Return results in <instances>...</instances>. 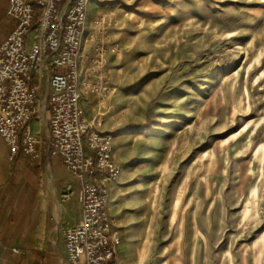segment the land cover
I'll return each instance as SVG.
<instances>
[{
    "label": "rangeland",
    "instance_id": "rangeland-1",
    "mask_svg": "<svg viewBox=\"0 0 264 264\" xmlns=\"http://www.w3.org/2000/svg\"><path fill=\"white\" fill-rule=\"evenodd\" d=\"M6 2L0 32L7 20L15 28ZM88 17L81 105L112 137L116 262L264 264V0H90ZM100 76L109 85L95 89ZM31 125L40 156L47 109ZM66 172L78 188L66 183L49 212L63 244V229L82 217L81 183ZM77 205L79 221L66 224L61 207Z\"/></svg>",
    "mask_w": 264,
    "mask_h": 264
},
{
    "label": "built area",
    "instance_id": "built-area-1",
    "mask_svg": "<svg viewBox=\"0 0 264 264\" xmlns=\"http://www.w3.org/2000/svg\"><path fill=\"white\" fill-rule=\"evenodd\" d=\"M89 1L9 0L7 17L15 20V28L0 44V137L10 160L21 151L37 158L43 142L31 124L47 109L49 152L81 183V221L63 229L66 263L118 264L121 237L106 213L108 185L119 174L112 137L93 128L81 105L82 84L91 77L80 67ZM100 77L95 89L109 85ZM43 78L48 93L41 107ZM72 195L67 186L63 201Z\"/></svg>",
    "mask_w": 264,
    "mask_h": 264
},
{
    "label": "crops",
    "instance_id": "crops-1",
    "mask_svg": "<svg viewBox=\"0 0 264 264\" xmlns=\"http://www.w3.org/2000/svg\"><path fill=\"white\" fill-rule=\"evenodd\" d=\"M13 29L14 23L5 21L0 40ZM38 127L35 133L42 137ZM45 139L38 158L30 160L21 151L10 161L9 147L0 137V264H65L61 229L50 228L49 212L66 183L78 185L64 170L61 159L50 154L47 135ZM61 213L68 225L76 224L81 216L79 205L61 207Z\"/></svg>",
    "mask_w": 264,
    "mask_h": 264
},
{
    "label": "bare ground",
    "instance_id": "bare-ground-1",
    "mask_svg": "<svg viewBox=\"0 0 264 264\" xmlns=\"http://www.w3.org/2000/svg\"><path fill=\"white\" fill-rule=\"evenodd\" d=\"M87 19H88V20H86V21L89 22V21H90V17H88Z\"/></svg>",
    "mask_w": 264,
    "mask_h": 264
}]
</instances>
